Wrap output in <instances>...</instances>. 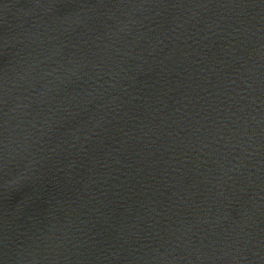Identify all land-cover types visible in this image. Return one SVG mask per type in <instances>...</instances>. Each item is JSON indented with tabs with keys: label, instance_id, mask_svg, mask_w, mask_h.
Masks as SVG:
<instances>
[{
	"label": "water",
	"instance_id": "95a60500",
	"mask_svg": "<svg viewBox=\"0 0 264 264\" xmlns=\"http://www.w3.org/2000/svg\"><path fill=\"white\" fill-rule=\"evenodd\" d=\"M0 264H264V0L1 212Z\"/></svg>",
	"mask_w": 264,
	"mask_h": 264
}]
</instances>
